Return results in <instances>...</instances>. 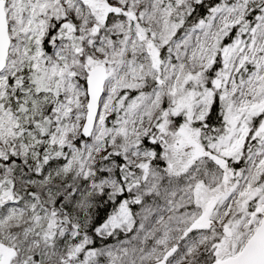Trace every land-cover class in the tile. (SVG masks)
Wrapping results in <instances>:
<instances>
[{
    "label": "snow or ice",
    "instance_id": "1",
    "mask_svg": "<svg viewBox=\"0 0 264 264\" xmlns=\"http://www.w3.org/2000/svg\"><path fill=\"white\" fill-rule=\"evenodd\" d=\"M0 264H264V0H0Z\"/></svg>",
    "mask_w": 264,
    "mask_h": 264
}]
</instances>
